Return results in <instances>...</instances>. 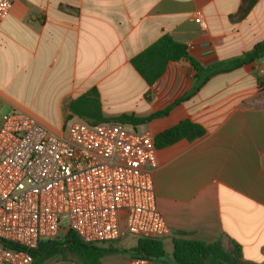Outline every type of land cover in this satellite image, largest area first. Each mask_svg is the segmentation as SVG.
Masks as SVG:
<instances>
[{"label":"crops","instance_id":"0c3cea01","mask_svg":"<svg viewBox=\"0 0 264 264\" xmlns=\"http://www.w3.org/2000/svg\"><path fill=\"white\" fill-rule=\"evenodd\" d=\"M10 1L0 26V105L55 133L75 118L69 104L93 89L109 118H148L189 93L196 71L187 59L169 63L152 86L132 65L165 36L186 45L206 68L264 41V0L242 20L236 18L242 0ZM263 72L264 58L216 75L167 115L136 128L156 138L191 121L206 132L157 148L154 186L170 230L166 249L185 233L191 240H220L227 251L237 244L245 262L264 264ZM131 259L110 253L103 264Z\"/></svg>","mask_w":264,"mask_h":264},{"label":"built area","instance_id":"2783aa9c","mask_svg":"<svg viewBox=\"0 0 264 264\" xmlns=\"http://www.w3.org/2000/svg\"><path fill=\"white\" fill-rule=\"evenodd\" d=\"M12 5L0 0V26ZM156 156L152 134L131 125L75 117L55 133L11 111L0 126V264H33L31 250L70 230L94 245L169 236L155 194Z\"/></svg>","mask_w":264,"mask_h":264},{"label":"trees","instance_id":"16d2710c","mask_svg":"<svg viewBox=\"0 0 264 264\" xmlns=\"http://www.w3.org/2000/svg\"><path fill=\"white\" fill-rule=\"evenodd\" d=\"M258 0H242L237 19H244ZM264 58V41L258 43L252 51L230 62L203 67L190 57L188 47L178 43L169 36L161 38L143 53L138 55L132 65L149 86L154 85L165 73L171 62L181 59L190 61L196 71L193 88L169 108L157 112L148 118H139L135 115L122 114L115 117L104 115L99 94L96 89L72 101L68 109L72 118H79L87 123H120L137 128L147 121L163 117L176 105L193 97L203 85L212 77L227 73L243 66H249ZM264 77V75H263ZM71 118V119H72ZM205 129L191 121H184L179 125L161 133L155 138L157 148L166 147L175 142L186 139L193 142L205 135ZM8 248L21 247L9 242H3ZM115 242L105 245H94L85 242L76 232L70 230L58 240L44 241L37 249L31 250L33 264H46L57 257L68 255L76 258L81 264H103V259L110 253L129 254L131 258H145L163 264H248L243 260L241 248L235 244L231 251H227L220 240L215 242H202L187 238L181 233L173 238V254L170 262H166L168 254L164 238L139 237L132 249L116 248Z\"/></svg>","mask_w":264,"mask_h":264},{"label":"rangeland","instance_id":"374dc122","mask_svg":"<svg viewBox=\"0 0 264 264\" xmlns=\"http://www.w3.org/2000/svg\"><path fill=\"white\" fill-rule=\"evenodd\" d=\"M11 111V108L7 105H0V126L2 124V121L4 119L5 116H7ZM83 121V120H82ZM131 129V128H128ZM140 131V130H139ZM67 225V223H64L63 226L65 227ZM136 240L137 238L133 237V236H128L126 238H124L121 242H118L116 244H114V246L116 248H122L121 247V243H123L125 245V247L129 248V247H134L136 244ZM167 258L165 259L166 262H170V259L172 258V250L173 247L171 244H167ZM46 264H81L76 258H74L71 255H68L66 257H57L52 259L51 261L47 262Z\"/></svg>","mask_w":264,"mask_h":264}]
</instances>
